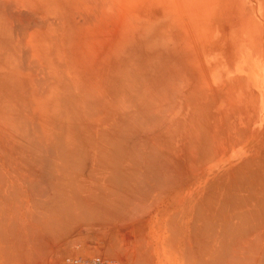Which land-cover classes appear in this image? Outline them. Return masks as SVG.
<instances>
[{
  "label": "bare ground",
  "instance_id": "6f19581e",
  "mask_svg": "<svg viewBox=\"0 0 264 264\" xmlns=\"http://www.w3.org/2000/svg\"><path fill=\"white\" fill-rule=\"evenodd\" d=\"M205 1L0 0V264L43 259L74 223L159 219L184 264H264L263 138L195 105L218 76L200 28L226 7L200 21ZM142 240L130 263L150 264Z\"/></svg>",
  "mask_w": 264,
  "mask_h": 264
},
{
  "label": "rangeland",
  "instance_id": "374dc122",
  "mask_svg": "<svg viewBox=\"0 0 264 264\" xmlns=\"http://www.w3.org/2000/svg\"><path fill=\"white\" fill-rule=\"evenodd\" d=\"M224 3L226 7L224 9L223 17L221 21L215 23L214 24L215 27L214 25H212L211 27H207L206 26L207 24L205 23V30H202L203 24L200 28L201 37L203 38L202 39L203 42L205 43L207 39L210 40V44H205V45H208L207 47H205L206 49L205 62L209 63L215 76L218 75L216 78L217 80L215 79L216 81L213 82L217 86L216 88H214L216 89V93L213 92L214 90L213 89L211 90L212 93L210 91L203 95L201 94L199 97L196 98L195 105L201 104L199 107L201 109L200 110L201 118L205 117V115L206 116L211 115L212 118L213 117L215 118L214 120L218 119L219 123H223V124H218V125H221L220 127H226L230 123L237 122L238 125L240 126H244L246 124L245 127L248 126L250 128L249 130L253 128L254 130H257L258 135H259L258 141L260 140V138H263L261 139L262 143L261 141L257 142V144L261 143L260 144L261 148L259 147L260 150L257 147V150H258L257 154L263 157L264 156V145H263L264 143V126H263L264 117H262V115L264 114V111L263 109H260L259 107L261 106V104L264 105V49H262L261 51L262 53L258 49H260L261 46L262 48H264V0H224ZM209 9H210L209 0H206L205 2H203L201 6V10L199 14L200 21L206 22V16H207V12ZM242 75L244 76V78L241 77ZM240 77L242 78V80L240 79ZM243 79H245V81ZM237 80L241 84H239ZM243 83H245V86ZM225 84L227 85V87ZM241 85H243L244 87L243 86L241 87ZM223 87L225 88V91H219ZM245 89L246 91L248 90L249 94L246 93ZM217 90L219 91V93L217 92ZM222 92L223 94L225 92L226 93L223 95ZM253 92L257 94L258 96L255 95L253 97V94H254ZM220 94H222V96ZM247 95H249L251 99H249ZM235 97H236V100H235ZM209 98L211 99L213 98L211 100L212 102L208 101L210 100ZM215 98H217V100ZM254 98L258 99L256 100L257 102L254 101L255 100ZM204 101L206 104L207 103L208 104L206 105ZM210 103L213 105H211ZM238 103H241V105L239 104L240 106H238ZM243 103L244 105H242ZM203 104L205 106H203ZM202 106L204 109H209L210 111L208 110L207 112V110H202ZM207 106H209L210 108ZM236 106L240 107L241 109L246 110V112L248 113L240 117L241 119H244L247 117V120H248L247 123L239 121L238 114H236V112L239 109ZM223 108H227V109H225L224 111ZM227 110L229 111V113ZM217 111L220 114L217 113ZM238 112L242 114L240 110ZM232 114H233V117H232ZM254 114L255 116H253ZM226 116H228V118H226ZM230 116L231 118L229 119ZM256 116H258L257 117L258 120H256V122H253L254 121L253 119ZM224 117L226 118L224 120L225 121L228 120L227 121L228 123L223 121L222 118ZM241 129L243 131L244 127H241ZM231 143L228 142L227 144L226 142V143H223L224 145L222 144L224 148H222L221 146V149H222L221 151L222 153H224V155L225 154L229 155L230 151L234 148L233 146L234 143L233 144ZM229 145L231 146L229 147ZM152 207H151V210H152ZM146 211L148 213L144 212V216H148L151 212L148 209H146ZM159 220L156 221L157 225L155 222H152V224L150 223L149 225L148 224L146 225L145 222L143 224V222L139 220L138 221L135 220L137 221V224L136 223L132 224V222H134L133 220L132 221L128 220V222L127 220H125L128 223L125 225L124 224L122 225V223H120L119 225L117 221H116L117 223L112 222L113 224H110L111 222L107 223L108 225H112L111 227L113 228L114 231H112L111 227L108 226L107 224L103 225L104 223L102 224L101 222H100L101 224L99 222H98L99 224L98 223L96 224V222H94L95 223L94 224L92 221H91L92 224H89L90 220L89 221L82 220L83 222L86 223V225L83 222L82 223L80 222V224L78 223L77 225H75L76 223L72 224L71 226L68 227L69 233L67 234V236L63 238H59L55 240L54 242L53 241L50 242L51 240H49L48 242L45 241V243L47 242L48 244L49 243L51 244L50 247L48 245V248L52 249V246H53V250L48 251V253L50 254H47V256L44 257L43 259L39 257H43L42 256L43 254L46 255L45 252L49 249H47V247L45 248L44 246L46 244L41 242L40 243L41 246L43 244L44 245L43 248H45V249H42V247H40L41 249L39 248V250H42L43 252L41 253L39 251L38 254L39 255L41 254V256L37 255L41 261H39V259H37L36 257H34L35 260L37 259L36 261L34 259L32 260H34L36 264L38 263L39 264H72L71 263L72 259H78L81 264H87L88 263L87 260L89 258H90L89 259L90 261H93L96 258H100V260H102L104 264H134L132 258H131V263H130L128 256H126L127 251L129 253L130 251L126 250V248H123V247L127 245V247L130 246L127 249L132 250L134 247H131L132 246L131 244L135 243V242L133 243V241H136V239L138 240L143 239L142 241H145V242L148 240L146 244L149 248V252L151 255L150 259L148 260L150 264L152 262L153 264H157V263L158 264H184L181 258L177 257L179 256L175 252V250L177 251V248L176 249L173 248L175 249L174 251L170 250L171 247L169 248L170 245L175 246L176 244V243L171 244L172 242L170 243V239H168V236L172 233L169 228H171L172 226L169 227L168 226L169 224L166 225L164 222L162 223L163 220L162 221H159ZM122 222L124 221L122 220ZM160 222L162 223L161 225H160ZM114 223H116L117 225H114ZM161 228L165 229L166 232L162 230ZM160 230H162V232ZM157 232L160 234V237H159V234L157 237L156 235ZM164 240L165 241L168 240L169 242L167 241L168 243L166 244ZM174 240L176 241V239ZM120 243L123 246L120 245ZM138 244H139V241H138ZM138 244L135 246L138 247L139 246ZM119 245L125 251V254L124 252H121L122 249L120 250ZM54 249L57 250L58 252L55 251ZM108 249L110 250L112 249L114 252L112 251L113 252L112 253ZM109 252H111L112 254ZM29 263L31 264V262H26V264H29Z\"/></svg>",
  "mask_w": 264,
  "mask_h": 264
},
{
  "label": "built area",
  "instance_id": "2783aa9c",
  "mask_svg": "<svg viewBox=\"0 0 264 264\" xmlns=\"http://www.w3.org/2000/svg\"><path fill=\"white\" fill-rule=\"evenodd\" d=\"M87 262L90 264H104L103 261L100 260V258H96L93 261L87 260ZM71 263L72 264H81L78 259H72Z\"/></svg>",
  "mask_w": 264,
  "mask_h": 264
}]
</instances>
